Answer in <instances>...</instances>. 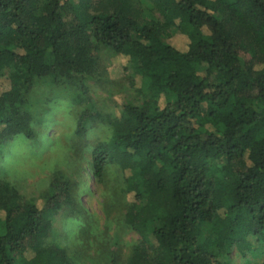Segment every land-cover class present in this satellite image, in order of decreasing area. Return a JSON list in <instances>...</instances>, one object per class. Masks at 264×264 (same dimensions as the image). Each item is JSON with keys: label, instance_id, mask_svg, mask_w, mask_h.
<instances>
[{"label": "trees", "instance_id": "16d2710c", "mask_svg": "<svg viewBox=\"0 0 264 264\" xmlns=\"http://www.w3.org/2000/svg\"><path fill=\"white\" fill-rule=\"evenodd\" d=\"M102 48L142 83L119 116L89 94ZM68 84L83 159L98 182L119 168L138 236L109 264H232L234 249L264 264V0H0V161L17 137L48 138L39 98ZM96 115L110 134L87 144ZM1 168L0 264H75L62 239L91 245L93 226L72 176L55 170L35 198Z\"/></svg>", "mask_w": 264, "mask_h": 264}, {"label": "rangeland", "instance_id": "374dc122", "mask_svg": "<svg viewBox=\"0 0 264 264\" xmlns=\"http://www.w3.org/2000/svg\"><path fill=\"white\" fill-rule=\"evenodd\" d=\"M167 32L173 35L171 29L167 28ZM171 40L172 37L168 42ZM95 54L104 68L106 80L88 82L89 94L93 99L92 105L96 112L103 114L104 117L119 116L124 105L141 102L142 94L138 89L142 83L140 84L138 78L135 81L134 70L123 55L108 48H102ZM76 90L75 85L68 84L65 88L52 93L55 95L48 92L42 94L39 99L49 96L51 101L47 104V110L39 115L37 113L36 118L43 135L48 138L40 139L38 146L32 142L35 146L34 151L15 157L17 163L11 172L1 164V172L3 175L8 174L9 179L22 193L35 198H40L47 190L55 170L59 169L71 175L76 186L81 188V194L78 195L79 204L86 208L93 226L91 245H85L84 240H77L75 244L76 239L72 237L64 236L62 239L71 246L75 264H109L110 253L119 246L114 244L117 239L122 245L123 262L128 255L129 245L138 239V236L123 224L122 213L125 207L122 204L129 201L124 191V177L117 166H112L108 170L107 178L98 182L83 159L82 148L86 145L79 144L80 138L76 134L77 113L82 107L76 98ZM97 115L91 123L89 134L84 139L85 143L105 141L110 134L109 127L97 122ZM17 140L26 139L17 137L15 141ZM71 226L72 223L68 224V228ZM106 232L111 238L110 243L103 238ZM66 234H70L69 229L66 230ZM231 255L232 264H246L237 249H234Z\"/></svg>", "mask_w": 264, "mask_h": 264}, {"label": "clouds", "instance_id": "9594fccd", "mask_svg": "<svg viewBox=\"0 0 264 264\" xmlns=\"http://www.w3.org/2000/svg\"><path fill=\"white\" fill-rule=\"evenodd\" d=\"M35 150V146L31 141L27 140H17L13 141L9 144L6 148H4L5 158L3 161H0L5 169L9 170L10 172L14 170L15 165L17 163L15 157L22 153H29Z\"/></svg>", "mask_w": 264, "mask_h": 264}]
</instances>
